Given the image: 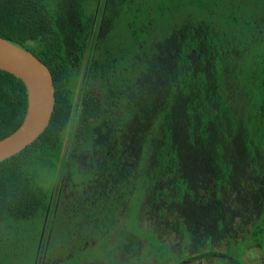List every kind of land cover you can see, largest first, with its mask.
I'll list each match as a JSON object with an SVG mask.
<instances>
[{"label":"trees","instance_id":"1","mask_svg":"<svg viewBox=\"0 0 264 264\" xmlns=\"http://www.w3.org/2000/svg\"><path fill=\"white\" fill-rule=\"evenodd\" d=\"M0 38L55 94L0 162V264L46 240L48 264L264 254V0H0ZM26 107L0 70V140Z\"/></svg>","mask_w":264,"mask_h":264},{"label":"water","instance_id":"2","mask_svg":"<svg viewBox=\"0 0 264 264\" xmlns=\"http://www.w3.org/2000/svg\"><path fill=\"white\" fill-rule=\"evenodd\" d=\"M0 70L19 79L26 90L27 107L21 125L0 140V162L21 152L47 128L55 94L48 67L32 53L0 38Z\"/></svg>","mask_w":264,"mask_h":264},{"label":"rangeland","instance_id":"3","mask_svg":"<svg viewBox=\"0 0 264 264\" xmlns=\"http://www.w3.org/2000/svg\"><path fill=\"white\" fill-rule=\"evenodd\" d=\"M146 225V224H145ZM148 226L146 225L144 229H147ZM37 231V232H36ZM39 228L36 227V229L30 230V234H28V231H26L27 236L36 239V236H38ZM26 236V235H25ZM24 236V237H25ZM40 238V237H39ZM168 238V236H167ZM50 242V243H49ZM60 240L55 242V240H46L40 242L37 247L33 245L34 243H23L22 246H18V250L14 253V255L9 259V263L11 264H48L49 259H51L54 256V253L56 250L59 249ZM53 244V245H51ZM28 245L27 247H25ZM54 246L53 251L51 250V246ZM50 246V248H49ZM250 249L246 250V252L242 256V263L243 264H264V254L263 252H260L261 250L259 248H252V251H249ZM47 256H46V252ZM216 256L213 257L211 260L208 258L196 260L191 263H184V264H231L228 260L222 261V253H224L223 249H217ZM58 258V257H57ZM232 258H234L232 256ZM145 264H154L155 262L151 259H148L146 261H143ZM64 264H71V261L66 262Z\"/></svg>","mask_w":264,"mask_h":264},{"label":"flooded vegetation","instance_id":"4","mask_svg":"<svg viewBox=\"0 0 264 264\" xmlns=\"http://www.w3.org/2000/svg\"><path fill=\"white\" fill-rule=\"evenodd\" d=\"M186 263V262H185ZM231 264H235V263H231Z\"/></svg>","mask_w":264,"mask_h":264}]
</instances>
